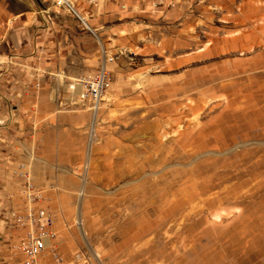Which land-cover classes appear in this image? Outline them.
Returning <instances> with one entry per match:
<instances>
[{"label": "rangeland", "instance_id": "1", "mask_svg": "<svg viewBox=\"0 0 264 264\" xmlns=\"http://www.w3.org/2000/svg\"><path fill=\"white\" fill-rule=\"evenodd\" d=\"M21 1L0 0V11L11 17ZM71 1L100 29L63 2L79 37L75 69L104 63V85L95 110L62 99L77 94L74 81L34 73L53 77L58 112L76 115L50 132L43 170L21 173L16 218L34 205L52 221L41 264L53 254L55 264H264V0ZM201 97L195 119L187 104ZM27 178L42 193L33 204Z\"/></svg>", "mask_w": 264, "mask_h": 264}, {"label": "crops", "instance_id": "2", "mask_svg": "<svg viewBox=\"0 0 264 264\" xmlns=\"http://www.w3.org/2000/svg\"><path fill=\"white\" fill-rule=\"evenodd\" d=\"M41 1L22 0L11 17L0 11V264H23L20 246L27 229L16 221L17 213L25 207L21 173L43 170L44 156L52 150L50 132L61 130L62 122L76 118L65 110L58 112L53 100L59 96L48 87L53 77H34V73L55 71L64 85L84 75L75 69L82 58L74 54L79 37L68 23L67 8L53 0L43 8ZM84 8L80 1L74 7L87 24L76 15L97 37L100 29L80 14ZM65 91L62 99H77L78 94L71 89ZM57 148L63 154L62 148Z\"/></svg>", "mask_w": 264, "mask_h": 264}, {"label": "built area", "instance_id": "3", "mask_svg": "<svg viewBox=\"0 0 264 264\" xmlns=\"http://www.w3.org/2000/svg\"><path fill=\"white\" fill-rule=\"evenodd\" d=\"M53 1L58 6L64 5L61 0ZM68 12L71 11L69 10ZM46 14L45 18H47L48 20L50 17L48 16V13ZM104 76L105 71L98 70L97 73L82 75L73 80L74 84H79L81 87V91L79 94L80 101L90 102L92 106H94L98 102V100H100L102 88L104 85ZM24 194L25 197L31 202V204H33L34 201L42 198V193L38 189H36L34 184L28 178L25 182ZM21 218L23 219L22 222L18 220L17 216V223L24 226H26L27 223L29 226V229L27 230L25 238L21 245L24 254L23 264H41L40 259L46 254V248L49 244V238L51 235V217L47 212H45L44 209L33 205L27 208L24 216H22ZM61 260V256L53 254L52 259L47 260L44 264H55L56 262H60Z\"/></svg>", "mask_w": 264, "mask_h": 264}, {"label": "bare ground", "instance_id": "4", "mask_svg": "<svg viewBox=\"0 0 264 264\" xmlns=\"http://www.w3.org/2000/svg\"><path fill=\"white\" fill-rule=\"evenodd\" d=\"M63 2L64 3H68V5H67V7H69L71 10L73 9V12L75 13V14H77L79 17H81V19H82V21L85 23V24H87V22L82 18V16L81 15H79L78 14V12L74 9V7H73V4H72V2H71V0H63ZM248 36H249V34H246V36L245 37H247L248 38ZM99 70L100 71H103L104 70V63L103 64H101V66H100V68H99ZM217 75V74H216ZM211 77V76H210ZM215 77H217V76H215ZM213 78V77H212ZM193 79V81L196 83V84H198V82L199 81H201V82H207L208 80H199L198 78H192ZM202 79V78H201ZM214 79H216V78H214ZM199 80V81H198ZM186 83V82H185ZM191 83H192V81H191ZM190 83V84H191ZM186 84H189V82L188 83H186ZM195 84V85H196ZM75 85H77V96L79 97V94H80V91H81V87H80V85L79 84H75ZM178 88V87H177ZM189 89V88H188ZM182 91V90H181ZM185 91V90H184ZM152 94V93H151ZM202 96H203V94H201ZM218 96H220V95H218ZM227 96H228V94L226 93V94H224V96L222 97L223 98V106L225 107V108H228V109H230V108H232V103H233V100H231V99H227ZM156 97V96H155ZM203 99V97H201V99H198V102L197 101H195V103H197V108H195V104L194 103H189V104H187V108H188V110H190L191 111V114H194L195 116L193 117V118H195L196 119V115L197 114H199L200 113V110L202 109V107L204 106L202 103H201V100ZM99 102H100V100H98V102L92 107L93 109H97V107H98V104H99ZM194 102V101H193ZM176 106H177V104H176ZM213 106V105H212ZM214 107V106H213ZM173 108V107H172ZM94 110V111H95ZM174 110V109H173ZM178 111V110H177ZM208 111V110H207ZM180 112V111H179ZM184 112V111H183ZM226 112V111H225ZM228 112V111H227ZM186 113H187V111H186ZM180 114V113H179ZM207 114V113H206ZM219 113H217V115H218ZM208 115V114H207ZM216 115V116H217ZM226 115H228V114H226ZM230 115H231V113H230ZM158 116H162V115H159L158 114ZM188 115H186L185 117H187ZM224 117H225V115H223ZM162 117H164V116H162ZM161 118V117H160ZM184 118V117H183ZM208 118V117H207ZM213 118V117H212ZM184 120V119H183ZM219 120H220V118H219ZM209 121V120H208ZM218 121V120H217ZM177 122H179L178 121V119L176 118V123ZM194 123H196V124H198V122H196V121H194ZM215 123H217L216 121H215ZM217 125V124H216ZM233 128V127H232ZM235 128V127H234ZM199 129V128H198ZM248 129V128H247ZM246 129V130H247ZM157 131V130H156ZM250 132H252V131H250ZM249 132V133H250ZM154 133V132H153ZM160 133V132H159ZM181 133V132H180ZM91 134H92V130H91ZM161 134V133H160ZM181 134H183V133H181ZM240 134H242V133H240ZM156 135V134H155ZM158 135V134H157ZM157 135H156V137H157ZM222 135H223V133H220L219 134V136H218V140L217 141H219L220 142V145L222 146L223 144H225V143H227V141L229 140L228 138H226L225 136H223L222 137ZM239 135V134H238ZM247 135V134H246ZM240 136V135H239ZM250 136V135H249ZM222 137V138H221ZM241 138V137H240ZM248 138V137H247ZM159 139V138H158ZM244 139V138H243ZM160 140V139H159ZM161 141V140H160ZM232 144V143H231ZM161 149V148H160ZM181 149L183 150V153H185V155L187 156L188 155V151H190V149H186V145L184 144V143H182V145H181ZM175 154H176V151L174 152ZM232 155V154H231ZM176 157V156H175ZM252 158V157H251ZM152 159H154L153 157L151 158V161H152ZM192 159V158H191ZM248 160V159H247ZM195 161V160H194ZM208 162V161H207ZM169 164V163H168ZM176 165V164H175ZM243 165V164H242ZM164 166V165H163ZM213 175V174H212ZM210 176V175H209ZM212 177V176H211ZM224 177V176H223ZM231 177V176H230ZM237 177V176H236ZM203 178V177H202ZM201 178V179H202ZM205 178V177H204ZM235 178V177H234ZM239 178V177H238ZM226 179V178H225ZM212 182V181H211ZM154 184V183H153ZM241 185H242V183H241ZM145 186V185H144ZM189 186H191V185H189ZM213 186V185H212ZM207 187H208V185H207ZM149 188V187H148ZM165 188V187H164ZM198 188V187H197ZM215 188V187H214ZM178 193H180V190L182 191V188L181 187H178ZM191 189V188H190ZM200 189V188H199ZM198 189V190H199ZM143 190V189H142ZM195 190V189H194ZM212 190V189H211ZM185 191H187V190H185ZM189 191V190H188ZM141 192V191H140ZM172 192V191H171ZM196 193V191H193V193ZM199 192V191H198ZM174 194L176 195V188L174 189ZM151 195H152V193H151ZM157 195V194H156ZM169 195V194H168ZM167 197V196H166ZM169 198V197H168ZM151 200V199H150ZM156 200H157V198H156ZM190 201V200H189ZM213 201V200H212ZM207 202H209V201H207ZM149 203V202H148ZM169 203V202H168ZM163 204V203H162ZM161 204V205H162ZM177 205V204H176ZM172 206H173V204H172ZM190 206V205H189ZM159 208V207H158ZM161 209V208H160ZM155 210V209H154ZM158 210V209H157ZM162 211V210H161ZM165 211V210H164ZM198 212V211H197ZM149 213H152V212H149ZM166 213V212H165ZM167 217V216H166ZM169 217V216H168ZM188 217V216H187ZM167 219V218H166ZM145 223V222H144ZM150 223V222H149ZM153 223V222H152ZM160 225V224H159ZM193 225V224H192ZM162 226V225H161ZM146 231V230H145ZM156 231V230H155ZM161 231V230H160ZM171 235V234H170Z\"/></svg>", "mask_w": 264, "mask_h": 264}]
</instances>
